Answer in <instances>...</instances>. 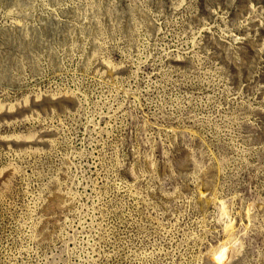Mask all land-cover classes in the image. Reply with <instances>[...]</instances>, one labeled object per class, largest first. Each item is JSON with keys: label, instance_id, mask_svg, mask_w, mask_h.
Returning a JSON list of instances; mask_svg holds the SVG:
<instances>
[{"label": "rangeland", "instance_id": "obj_1", "mask_svg": "<svg viewBox=\"0 0 264 264\" xmlns=\"http://www.w3.org/2000/svg\"><path fill=\"white\" fill-rule=\"evenodd\" d=\"M0 264H264V0H0Z\"/></svg>", "mask_w": 264, "mask_h": 264}, {"label": "bare ground", "instance_id": "obj_2", "mask_svg": "<svg viewBox=\"0 0 264 264\" xmlns=\"http://www.w3.org/2000/svg\"><path fill=\"white\" fill-rule=\"evenodd\" d=\"M222 249V248H221ZM225 249V248H224ZM227 249V248H226ZM229 250V249H228ZM228 250H227V252H228ZM220 251V250H219ZM225 250H221L218 254H217V260L218 261H223L224 260V258H226L225 256L228 254H225V256L223 255L225 252H224ZM224 257V258H223ZM223 259V260H222Z\"/></svg>", "mask_w": 264, "mask_h": 264}]
</instances>
